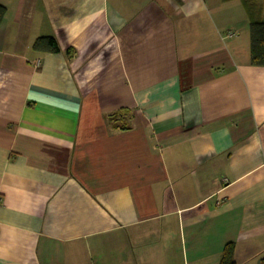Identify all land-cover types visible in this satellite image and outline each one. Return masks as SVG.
<instances>
[{"label": "crops", "instance_id": "0c3cea01", "mask_svg": "<svg viewBox=\"0 0 264 264\" xmlns=\"http://www.w3.org/2000/svg\"><path fill=\"white\" fill-rule=\"evenodd\" d=\"M0 7V264H264V0Z\"/></svg>", "mask_w": 264, "mask_h": 264}, {"label": "trees", "instance_id": "16d2710c", "mask_svg": "<svg viewBox=\"0 0 264 264\" xmlns=\"http://www.w3.org/2000/svg\"><path fill=\"white\" fill-rule=\"evenodd\" d=\"M4 14V9L0 7V20ZM250 33V64L255 67H264V21H252L249 26ZM45 43L48 50L54 53H59L61 50L57 41L53 37L42 38L39 40L35 47H39ZM66 54L74 57V50L68 49ZM132 114L130 110L120 109L107 116L108 123L115 129L126 131L131 129L130 121ZM234 246L232 244L226 245L222 254L220 264H235L233 260Z\"/></svg>", "mask_w": 264, "mask_h": 264}, {"label": "built area", "instance_id": "2783aa9c", "mask_svg": "<svg viewBox=\"0 0 264 264\" xmlns=\"http://www.w3.org/2000/svg\"><path fill=\"white\" fill-rule=\"evenodd\" d=\"M234 33H232V32H230V33H228L226 36H225V38H232V37H234Z\"/></svg>", "mask_w": 264, "mask_h": 264}]
</instances>
